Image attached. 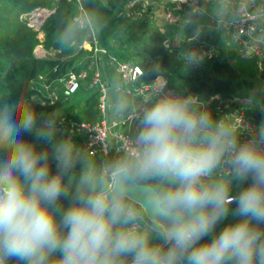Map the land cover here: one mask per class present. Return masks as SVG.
Listing matches in <instances>:
<instances>
[{"label": "clouds", "instance_id": "9594fccd", "mask_svg": "<svg viewBox=\"0 0 264 264\" xmlns=\"http://www.w3.org/2000/svg\"><path fill=\"white\" fill-rule=\"evenodd\" d=\"M95 15L70 18L55 44L94 35ZM109 112L136 114L135 131L97 161L53 113L0 103V264H264V122L245 131L166 86L138 113L123 94Z\"/></svg>", "mask_w": 264, "mask_h": 264}, {"label": "trees", "instance_id": "16d2710c", "mask_svg": "<svg viewBox=\"0 0 264 264\" xmlns=\"http://www.w3.org/2000/svg\"><path fill=\"white\" fill-rule=\"evenodd\" d=\"M131 1L84 0V6L87 12L96 13L93 27L104 50L100 54L143 69V75L130 85L133 90L148 88L155 81L153 70L159 68L164 72L167 88L178 93H195L206 103L216 97L248 100L247 114L258 126L264 122V90L259 91L264 70L257 67L255 58L243 57L236 50L226 24L204 23L193 36L190 31L198 28L201 19L193 7H187L175 13L189 22L169 23L163 29L146 14L138 18L130 15ZM198 1L206 6L204 0ZM173 6L165 3L166 8ZM37 9L50 11L40 29L44 32L42 39L38 36L40 31L29 24V15ZM78 14V6L69 0H0V103L9 100L21 107L36 106L42 113H53L61 132L74 136L89 154L85 149L87 134L81 124L94 125L103 119L102 93L92 85L96 76L92 63L95 54L92 30L84 27L71 50L62 49L54 42L55 33L62 31L69 19ZM85 42L92 46L91 50L83 47ZM38 45L57 55L37 57ZM201 47L211 55L196 61L185 54L187 50ZM70 72L82 74L80 87L73 94L68 93L66 86ZM26 139L31 141L34 137L26 136ZM37 143L40 148L46 147L44 141ZM89 156L101 161L98 154ZM55 170L53 164V173ZM233 219L230 216L224 224Z\"/></svg>", "mask_w": 264, "mask_h": 264}, {"label": "built area", "instance_id": "2783aa9c", "mask_svg": "<svg viewBox=\"0 0 264 264\" xmlns=\"http://www.w3.org/2000/svg\"><path fill=\"white\" fill-rule=\"evenodd\" d=\"M69 1L78 6V15L87 14L84 6V0ZM163 1L164 3L167 2L174 5L172 8L165 7L166 19L169 23L181 22V17L179 15L177 16L175 13L176 10L183 11L187 7H193V10L196 11L195 7L199 6L198 0ZM224 2L228 6L226 8V11L224 12L225 17L220 18L219 21L226 24L228 30H230V32L232 33L233 44L235 45L236 50L243 57L255 58L257 67L260 70H264V0H224ZM135 3L136 0H132L129 3L128 8H130V6H133ZM46 12L47 11L32 12L29 15V24L36 30H40L45 20ZM92 40L94 43V51L97 53L104 52L103 48L99 45L95 34L93 35ZM185 54L190 57H201L202 55L206 54L211 55L210 51L206 50L203 47H201V49L194 48L187 50ZM116 69L123 83L127 86L135 83L143 75V69L140 66L134 65L129 62L117 61ZM80 77L81 75H78L75 72L69 73L68 80L66 81V86L69 94H73L78 91L80 87ZM92 85L97 87V85H99V80L96 78L93 81ZM168 89L175 91L171 88ZM101 93L102 95L100 97V110L103 115V119L94 125L82 123L81 127L87 134L85 149L89 152L90 155L98 154L101 157L102 161L111 159L112 140L116 144V154L118 156L121 146L127 143L131 136L128 134L120 133L118 131H112L113 126H116L119 123L117 121H109L107 117V95L104 87H101ZM228 102H237L243 104L245 100L236 99L228 100ZM229 115L234 116L235 121L240 126H242L245 131L252 127H258V125L250 118V116L244 109H232ZM133 116H135V114H132L130 117Z\"/></svg>", "mask_w": 264, "mask_h": 264}, {"label": "crops", "instance_id": "0c3cea01", "mask_svg": "<svg viewBox=\"0 0 264 264\" xmlns=\"http://www.w3.org/2000/svg\"><path fill=\"white\" fill-rule=\"evenodd\" d=\"M204 2L206 3V6L201 5L199 3V6L195 7L196 11H194V12L198 13L200 16V19H201V22H199V24L197 26L198 27L197 30L202 28V26L204 27L205 22H207L206 23L207 25L224 24L223 22L219 21L220 18L225 17L224 12L226 11V8L228 6L224 2V0H204ZM165 3H167V2H165ZM165 3L163 0H136V3L133 6H130V8L128 9V11H129L128 13L130 15L134 16L135 18H138V17L142 16L143 14H146V16H148L154 24L159 22V25L160 24L166 25V24H168V21L166 19V14H165ZM148 8H149V11H148ZM49 14H50V11L47 10L46 17ZM46 17H45V19H46ZM204 19H206V21H203ZM189 21H190L189 19H185V18L182 19L181 18V23H186ZM195 29L196 28H194L193 30H195ZM38 36L41 39L44 38V32L40 31ZM193 36H195V35H193ZM83 47L88 48V49L90 48V50H91L92 46L90 44H88V42H85L83 44ZM39 51H41V52L39 53ZM35 54L37 57L42 58V57H46V56H52V54H54V56H55L56 53L55 52H48L47 50H45L43 45H38L36 50H35ZM92 63L96 67V76H95L94 80L96 78L99 80V85L104 87V89L106 91L107 98H108V100H107V103H108V115H107V117H108L110 122L117 121L119 123L118 125L113 126L112 131H115V132L118 131L120 133H124V134H128V135L132 136L134 134V131H135L136 114L133 117H130L132 114H129V115H125L121 118H113V117H111V114L109 112L110 102L112 101V99L116 95L123 94L131 101L132 105L134 106V108H136L137 113H138L139 110L142 109L143 105H147L145 103L147 100L149 103L153 100L154 95H155V90L158 88L164 87L167 80L164 77H162L159 80H155L145 90L135 91L130 86H127L123 83L119 73L117 72L116 60L113 56H110L108 54L104 55V54H100V53L95 52V54L93 55V62ZM83 75H84V73H83ZM81 77H82V74H81ZM117 82H119V84H120L119 91H116L111 86ZM228 100H230V99L222 100L221 98L216 97L215 100L213 99V100L207 102L209 104V105L208 104L207 105L212 110L213 109L215 110L216 108L213 106H214L216 101H220L221 104L223 102L230 104L228 102ZM243 104L246 105V109L249 108L248 107V104H249L248 100L247 101L245 100V102ZM219 108H221V107L219 106ZM230 112H231V110H229V114H230ZM215 114H217L219 116L224 115V109L222 110L221 114L218 111ZM111 144H112L111 159H113V158L117 157L116 144L113 140L111 141Z\"/></svg>", "mask_w": 264, "mask_h": 264}, {"label": "rangeland", "instance_id": "374dc122", "mask_svg": "<svg viewBox=\"0 0 264 264\" xmlns=\"http://www.w3.org/2000/svg\"><path fill=\"white\" fill-rule=\"evenodd\" d=\"M203 21H206V19H204ZM205 23H207V22H205ZM160 28L162 27L163 29L169 24V22H168V24L167 25H159V22L158 23H156ZM213 25H215V24H213ZM203 27V26H202ZM197 29H195V30H193V31H190V33L192 34V35H196V33H197ZM168 44H169V42H168ZM41 51H39V53H40ZM57 54H55V56H56ZM52 56H54V54H52ZM204 55H202L201 57H195V56H192L191 58H193V59H195L196 61H199L202 57H203ZM150 60V59H149ZM154 62V64H157V60L156 61H153ZM260 85H261V87H264V79L262 80V82L260 83ZM97 87L101 90V85H97ZM261 87H259V91H263L264 90V88L262 89ZM107 97V96H106ZM107 100H108V98H107ZM146 104H148L149 102H148V100L145 102ZM143 106H145V105H143ZM219 106L221 107V108H219ZM213 107H215L216 109L214 110L213 109V111L216 113L217 111L221 114V112H222V110L224 109V115L225 114H229V110H232V109H235V108H239V109H244V110H246V105L245 104H242V103H237V102H235V103H230V104H228V103H226V102H223L222 104L220 103V101H216L215 102V104H214V106ZM220 116H223V115H220Z\"/></svg>", "mask_w": 264, "mask_h": 264}, {"label": "water", "instance_id": "95a60500", "mask_svg": "<svg viewBox=\"0 0 264 264\" xmlns=\"http://www.w3.org/2000/svg\"><path fill=\"white\" fill-rule=\"evenodd\" d=\"M36 12H39V11H47V10H45V9H37V10H35ZM148 11H149V8H148Z\"/></svg>", "mask_w": 264, "mask_h": 264}]
</instances>
